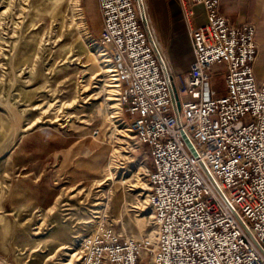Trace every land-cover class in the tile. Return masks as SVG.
I'll return each mask as SVG.
<instances>
[{
  "label": "built area",
  "instance_id": "2783aa9c",
  "mask_svg": "<svg viewBox=\"0 0 264 264\" xmlns=\"http://www.w3.org/2000/svg\"><path fill=\"white\" fill-rule=\"evenodd\" d=\"M196 65L176 76L146 0H98L90 33L112 65L121 122L144 148L154 239L98 222L78 264H264V79L256 22L233 23L222 0H179ZM203 5L207 22L195 24ZM89 27V26H88ZM225 65L224 94L212 86ZM145 254V255H144Z\"/></svg>",
  "mask_w": 264,
  "mask_h": 264
},
{
  "label": "rangeland",
  "instance_id": "374dc122",
  "mask_svg": "<svg viewBox=\"0 0 264 264\" xmlns=\"http://www.w3.org/2000/svg\"><path fill=\"white\" fill-rule=\"evenodd\" d=\"M85 11L98 35V0H0V264H78L83 239L101 220L124 237L154 239L150 157L121 122L106 71L113 68L99 56ZM42 127L65 146L19 165L15 149ZM99 150L98 175L74 181L66 165ZM22 179L46 180L51 201L19 194Z\"/></svg>",
  "mask_w": 264,
  "mask_h": 264
},
{
  "label": "crops",
  "instance_id": "0c3cea01",
  "mask_svg": "<svg viewBox=\"0 0 264 264\" xmlns=\"http://www.w3.org/2000/svg\"><path fill=\"white\" fill-rule=\"evenodd\" d=\"M148 11L156 30L157 38L164 51L172 73L180 76L188 73L196 65V57L193 51L192 32L185 21L182 7L179 0H146ZM221 12L235 24L253 21L257 23V41L259 43V54L255 65L257 78L264 79V0H222ZM98 9V8H97ZM86 20L90 30L94 33L91 23ZM207 11L203 5L195 7V24L202 25L207 22ZM101 27H102V21ZM101 31V28H100ZM225 65L217 64L212 71V86L219 94H224L225 89ZM66 140L59 134L48 128H38L28 135L14 151L16 161L21 166H26L35 159L44 158L45 154L53 149L65 146ZM103 151L97 152L92 158L79 160L76 164H67L74 181L84 178H91L98 175L101 166L99 156ZM62 165V164H60ZM26 188H22L19 194L36 197L41 203L51 201L54 190L44 180L41 184L35 185L29 179H22ZM17 181L15 184H19ZM14 184V185H15ZM13 194H15L12 191Z\"/></svg>",
  "mask_w": 264,
  "mask_h": 264
},
{
  "label": "bare ground",
  "instance_id": "6f19581e",
  "mask_svg": "<svg viewBox=\"0 0 264 264\" xmlns=\"http://www.w3.org/2000/svg\"><path fill=\"white\" fill-rule=\"evenodd\" d=\"M104 54H105V53H104V51H103V53H99V56H103ZM107 60H108V59H105V61H107ZM106 71H107V72H111V71H113V69L108 68ZM113 75H114V74H112V76H113ZM112 80H113L114 83H110L109 87H110V86H111V87H114V88L110 89V91H112V92L114 91V92H115V91L118 90V89L115 88V87H118V84H117L116 81L114 80V76L112 77ZM112 92H111V94H113ZM114 98L117 99V97H111V96L109 97L110 100H116V99H114ZM146 200H148V199H146ZM67 249H71V248H68V247H67ZM72 256L74 257V254H73Z\"/></svg>",
  "mask_w": 264,
  "mask_h": 264
}]
</instances>
